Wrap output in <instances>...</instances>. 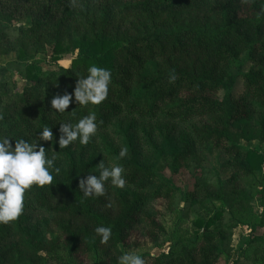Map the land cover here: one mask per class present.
Returning a JSON list of instances; mask_svg holds the SVG:
<instances>
[{
  "label": "trees",
  "instance_id": "1",
  "mask_svg": "<svg viewBox=\"0 0 264 264\" xmlns=\"http://www.w3.org/2000/svg\"><path fill=\"white\" fill-rule=\"evenodd\" d=\"M86 1L26 26L0 0V55L25 65L22 86L0 80V264H221L264 199V153L239 129L261 113L264 143V0ZM40 52L48 66L27 60ZM156 121L166 144L148 146ZM181 202L193 235L128 263L138 244L164 245Z\"/></svg>",
  "mask_w": 264,
  "mask_h": 264
},
{
  "label": "rangeland",
  "instance_id": "2",
  "mask_svg": "<svg viewBox=\"0 0 264 264\" xmlns=\"http://www.w3.org/2000/svg\"><path fill=\"white\" fill-rule=\"evenodd\" d=\"M12 8L16 14L17 24L30 25L32 23L33 15L36 12L45 13L49 10H56L61 13L64 9L72 11L75 15L83 8L84 0H10ZM85 2H87L85 0ZM105 2H102L104 4ZM78 16H73V24L78 22ZM116 20L121 24H126V20L116 17ZM28 61L40 60L45 66H48L49 56L47 53L30 54L27 57ZM71 62V55H65L59 61V64L68 66ZM25 65L22 61L18 60L16 53H3L0 55V80L1 81H15L19 86H22L24 82ZM263 118L261 113H257L251 123L247 125H242L239 129L245 132L242 135L240 143L243 146L249 148H255L264 153V143L257 139V126L259 121ZM146 127V126H144ZM144 130L145 134L142 133V138L145 143L153 145L154 147H159L165 145L163 130L167 128L166 124H161L160 121H156L152 125L146 127ZM168 129V128H167ZM169 130V129H168ZM175 135L181 133L184 128L181 126H175ZM223 158L220 156L218 151L213 152L210 155L208 165L215 168H220ZM262 174L258 172L255 175L253 185L255 187L256 183L261 180ZM181 184L185 181L181 180ZM254 190V189H253ZM3 193L6 196L10 191L7 188H3ZM22 204L25 208V202ZM213 205L219 206V202H212ZM150 206L154 207V203ZM158 207H164V203L157 204ZM184 203L181 204L164 216V224L166 226L168 236H166V241L162 247H154L150 243H141L136 246V248L127 251L128 263H133L140 255L144 253H160L162 251L168 250L172 244L178 238L191 237L194 231L193 221L195 216L188 212L187 214L183 211ZM252 206L254 213H249L244 215V221L241 225L234 227L231 237V248L232 251L228 259L223 258L221 264H256L254 259L260 256L257 264H262L261 262V252L264 250V225L261 221L264 220V199L255 197L252 199ZM22 207V208H23ZM24 215L28 218L27 221L32 224L31 228L39 226L42 230H47L46 221L49 218V214L43 210H35L29 207L24 209ZM258 217V218H256ZM258 219V220H257ZM257 220V221H256ZM253 240H256L253 242ZM257 247L258 253H255Z\"/></svg>",
  "mask_w": 264,
  "mask_h": 264
}]
</instances>
